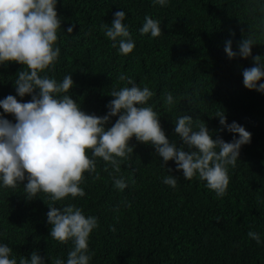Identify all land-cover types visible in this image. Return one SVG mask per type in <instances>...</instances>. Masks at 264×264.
Instances as JSON below:
<instances>
[{"label": "trees", "instance_id": "obj_1", "mask_svg": "<svg viewBox=\"0 0 264 264\" xmlns=\"http://www.w3.org/2000/svg\"><path fill=\"white\" fill-rule=\"evenodd\" d=\"M122 9L135 42L128 55H120L99 27ZM56 12L62 19L56 41L60 55L44 74L57 81L71 74V97L85 113L104 115L111 90L127 86L118 80L125 74L153 91L147 103L160 115L170 142L181 144L174 122L183 114L204 122L213 139L230 142L233 134L217 131L214 115L222 108L227 123L235 121L251 134L250 143L241 146L235 167L228 168L229 184L220 198L198 177L183 179L173 161L164 168L154 148L135 137L129 140L133 153L114 173L126 180L123 191L113 187L100 158L95 173H84L83 197L53 202L38 193L26 200V181L15 189H0V243L17 260L33 251L45 264L65 259L71 242L49 237L46 213L53 203L56 208L72 203L98 218L88 240L90 264H264V94L242 84V71L254 66L252 57L264 59V0H169L163 7L151 0H57ZM145 15L161 21L160 36L139 34ZM69 26L70 34L64 31ZM247 36L256 43L251 56L227 58L225 41L231 39L236 51ZM5 63L0 65V98L15 96L13 83L26 70ZM166 92L174 97L172 107L164 103ZM4 115L14 122L11 114ZM167 174L177 177L175 189L162 183ZM249 230L261 233V244L247 236Z\"/></svg>", "mask_w": 264, "mask_h": 264}, {"label": "clouds", "instance_id": "obj_2", "mask_svg": "<svg viewBox=\"0 0 264 264\" xmlns=\"http://www.w3.org/2000/svg\"><path fill=\"white\" fill-rule=\"evenodd\" d=\"M151 3L163 7L169 0ZM56 4L57 0H0V65L15 62L26 68L18 72L13 83L15 96L0 98V189H15L26 181L22 186L26 200L35 199L38 193L48 194L53 202L69 196L83 197L85 192L80 185L84 173H95L100 158L113 187L123 191L127 182L114 173L121 171L122 161L133 153L129 140L135 137L137 142L154 148L163 167L171 160L183 179L198 177L217 198L223 197L229 184L228 168L235 167L239 150L250 143L251 134L235 121L227 123L222 108L214 115L220 126L217 131L233 134L230 142L220 136L213 139L204 122L183 114L174 122V133L181 141L178 146L175 140L170 142L166 138L160 115L147 103L153 91L147 85L137 86L125 74H120L118 80L125 81L127 86L111 90L108 95L112 99L106 104L104 115L85 113L71 97V74L60 81L44 74L51 71L60 55L56 41L62 19L57 16ZM125 16L123 9L116 11L110 23L99 26L120 55H128L135 47L128 26L123 23ZM160 23L145 15L138 32L158 37L162 33ZM72 30L69 26L64 31L70 34ZM254 44V39L247 36L233 51L229 39L223 51L229 59H246L251 56ZM252 60L254 66L242 71V84L248 90L264 94V82L257 83L264 77V59L253 56ZM25 95L31 99L19 102L16 98ZM164 103L169 107L175 104L171 92L164 94ZM4 114H11L14 122ZM112 117H116L115 122L106 127ZM162 183L175 189L177 177L167 174ZM52 205L46 213L49 237L60 243L70 241L72 247L65 259L57 257L51 264H90L93 253L89 251L88 240L98 227V218L85 215L72 203L60 208ZM247 236L258 245L262 243L259 232L249 230ZM0 264H45V260L36 251L29 253L28 258L20 255L17 260L12 249L0 243Z\"/></svg>", "mask_w": 264, "mask_h": 264}]
</instances>
